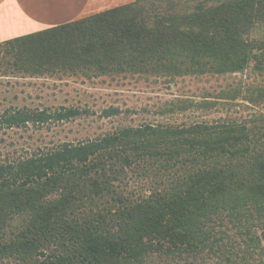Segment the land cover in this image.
Segmentation results:
<instances>
[{"label":"trees","instance_id":"16d2710c","mask_svg":"<svg viewBox=\"0 0 264 264\" xmlns=\"http://www.w3.org/2000/svg\"><path fill=\"white\" fill-rule=\"evenodd\" d=\"M249 67L264 76V0H134L0 42L10 78L165 85ZM244 96L264 103V87ZM79 113L4 108L0 133ZM0 264H264V109L0 147Z\"/></svg>","mask_w":264,"mask_h":264},{"label":"rangeland","instance_id":"374dc122","mask_svg":"<svg viewBox=\"0 0 264 264\" xmlns=\"http://www.w3.org/2000/svg\"><path fill=\"white\" fill-rule=\"evenodd\" d=\"M133 77L0 76V110L12 107L80 111L64 121L6 129L0 133V147L47 148L61 142L94 139L126 126L240 119L249 116L253 109H264V103L253 106L241 99L256 87H264V76H258L251 67L237 73L186 75L165 85ZM235 89L240 96L231 99ZM109 108L119 112L103 116Z\"/></svg>","mask_w":264,"mask_h":264},{"label":"crops","instance_id":"0c3cea01","mask_svg":"<svg viewBox=\"0 0 264 264\" xmlns=\"http://www.w3.org/2000/svg\"><path fill=\"white\" fill-rule=\"evenodd\" d=\"M134 0H0V42Z\"/></svg>","mask_w":264,"mask_h":264}]
</instances>
